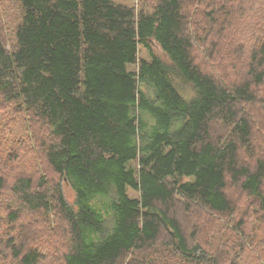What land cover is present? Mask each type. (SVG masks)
I'll return each mask as SVG.
<instances>
[{"label":"trees","instance_id":"1","mask_svg":"<svg viewBox=\"0 0 264 264\" xmlns=\"http://www.w3.org/2000/svg\"><path fill=\"white\" fill-rule=\"evenodd\" d=\"M13 1L0 264H264V0Z\"/></svg>","mask_w":264,"mask_h":264},{"label":"rangeland","instance_id":"2","mask_svg":"<svg viewBox=\"0 0 264 264\" xmlns=\"http://www.w3.org/2000/svg\"><path fill=\"white\" fill-rule=\"evenodd\" d=\"M117 2H122L125 4H134L138 5V0H115ZM247 0H229L227 3L228 5H239L242 4V6L246 5ZM262 1L257 0L256 3V10L262 11ZM18 10L16 8V4L13 0H0V38L3 39L5 42V46L7 48H11L12 45L14 44V39H13V29L17 23L18 20ZM240 36L243 37V33L239 32ZM152 51L161 56L165 57L163 54V51L161 50L160 46L157 43L152 44ZM138 57L140 58H149V54L147 50L143 47H139V52H138ZM130 68H133V66H130ZM260 121V119H258ZM20 128V126H19ZM259 133L257 134V137H259ZM260 143V140H256V143ZM259 143L257 144L258 149L261 147L259 146ZM31 157V156H30ZM63 192L65 195V198L67 199L68 202H73L74 201V192L73 190L67 185H63ZM131 195H134V192L131 190L129 191ZM202 231L196 235L197 238L201 237Z\"/></svg>","mask_w":264,"mask_h":264}]
</instances>
